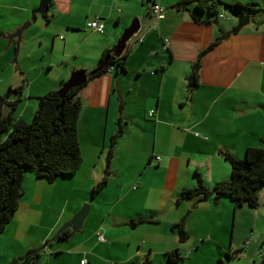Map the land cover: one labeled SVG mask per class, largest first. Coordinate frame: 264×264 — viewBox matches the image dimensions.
Here are the masks:
<instances>
[{
	"label": "crops",
	"instance_id": "crops-1",
	"mask_svg": "<svg viewBox=\"0 0 264 264\" xmlns=\"http://www.w3.org/2000/svg\"><path fill=\"white\" fill-rule=\"evenodd\" d=\"M157 1L164 18L153 26L151 0H51L48 12L35 18L32 11L40 0H0V30L32 21L14 63L15 41L7 45L0 38V96L19 99L12 115L24 121L32 119L39 96L58 89L75 70L95 69L133 19L141 20L139 33L122 53L125 71L111 67L79 91L82 163L77 172L52 182L25 175L18 208L0 234V264L13 259L24 264L32 250L36 264H81L84 258L85 264H129L145 256L156 264V256L174 250L192 260L203 244L224 246L222 238L232 220L237 226L239 210L253 212L255 222L260 213L264 217V187L255 209L234 208L213 196L177 201L183 188L195 185L194 173L209 187L229 179L222 152L241 158L247 147L261 145L264 0H220L255 3L258 9L244 12L251 16L249 23L223 39L222 33L237 24L224 4L218 5L217 17L196 13L199 22L193 18L194 1ZM96 17L105 24L104 33L87 27ZM193 72L198 84L189 89ZM104 177L106 184L91 198ZM168 200L174 204L162 213ZM84 203L90 209L82 231L65 241L67 228L50 241ZM138 217L154 223L131 225ZM179 222L188 232L184 242L173 230Z\"/></svg>",
	"mask_w": 264,
	"mask_h": 264
},
{
	"label": "trees",
	"instance_id": "trees-1",
	"mask_svg": "<svg viewBox=\"0 0 264 264\" xmlns=\"http://www.w3.org/2000/svg\"><path fill=\"white\" fill-rule=\"evenodd\" d=\"M192 1L195 2L193 18L199 22L201 20L196 13L203 12L210 17H217L219 4H224L233 14L258 10L254 7L255 3H222L220 0ZM109 52L110 50L103 52L97 65V67L101 66V69L88 76L87 82L111 67H116L118 71H125V55L116 57ZM106 55L108 59L104 62ZM198 79L196 72L187 78L189 89L198 84ZM65 81L61 82L58 89L38 97L37 108L30 121H24L12 115L19 99L9 101L8 95L0 96V234L18 208L24 177L27 173H33L37 178L52 182L57 177L72 176L82 163L78 133V121L82 109L79 91L87 82L69 88L63 97H60L59 91ZM5 105L10 108L7 114L4 113ZM111 154L110 150L109 158ZM221 154L231 166L229 179L209 187L199 173H194L195 185L191 188H183L177 194V201L185 199L198 201L213 196L215 200L226 198L234 208L244 205L251 209L257 208L260 205L259 193L264 187V136L260 146L247 147L241 158L229 152ZM106 178L104 177L91 190V198L103 188L107 182ZM143 223H154V221L145 217L130 221L133 226ZM173 230L177 231L181 242L187 240L188 232L183 223L174 224ZM227 256L228 258L236 257L235 254H227ZM166 257L168 264H178L183 260L178 250L168 252ZM37 259L38 254L32 250L25 255L24 264H36ZM129 264L153 263L148 256H145L141 263L130 262ZM217 264H225V262L222 258H218Z\"/></svg>",
	"mask_w": 264,
	"mask_h": 264
},
{
	"label": "water",
	"instance_id": "water-1",
	"mask_svg": "<svg viewBox=\"0 0 264 264\" xmlns=\"http://www.w3.org/2000/svg\"><path fill=\"white\" fill-rule=\"evenodd\" d=\"M50 4H51V0H40L39 5L32 11L34 18L36 17L37 14L38 15L46 14L49 10ZM233 16L237 19L236 26L231 31L222 33V35L220 36L221 39L227 37L230 33L237 32L241 27L248 24L251 18L249 14H245V13L233 14ZM213 22L218 23V19L216 18ZM31 23L32 21L28 20L23 24L15 27L10 32H4L0 30V38L6 39L8 41L7 45L15 41V56H14V61H12V63H14L16 60V56L20 49V44L21 42L24 41V35L26 33V30L30 27ZM140 29H141V20L139 17H136L133 19L130 25L123 31L118 42L110 50L109 54L116 57L121 56L126 46L130 42V40L139 33ZM108 55H106V57L104 58V62L108 59ZM100 69L101 66H98L89 72L83 69L75 70L71 72L69 78L65 81L62 88L59 91L60 97H63V95L69 88L80 86L86 83L88 76L95 74ZM173 204L174 201L168 200L161 212L162 213L167 212L169 208L173 206ZM89 209H90L89 204L84 203L81 206V208L76 213H74L72 217L56 231L55 235L52 237V239H50V241H55L57 238H59L62 235V232L67 228H70L71 232L66 236L65 241L73 237L76 233L81 232L82 229L84 228L85 219L89 214ZM185 218H186V214L183 215L182 221H184ZM17 260L18 259H13V261H11L10 264H16Z\"/></svg>",
	"mask_w": 264,
	"mask_h": 264
},
{
	"label": "rangeland",
	"instance_id": "rangeland-1",
	"mask_svg": "<svg viewBox=\"0 0 264 264\" xmlns=\"http://www.w3.org/2000/svg\"><path fill=\"white\" fill-rule=\"evenodd\" d=\"M11 67L13 69V67H15L14 64L11 63ZM2 82H4V75L3 72H0V85H2ZM6 108L7 106L4 107V109ZM241 212V210L237 212V226L234 227V222L232 220L231 228L222 238L224 244L223 247L219 248L218 245L212 243L209 245L203 244L202 248L198 250V254H196L192 260L185 258L178 264H217L218 258H222L225 264H264V261H262L259 257L254 256L253 253L254 249L257 251L260 247L264 250V217H262V214L260 213L257 217V221L255 222V215L253 212L247 213V215L246 212ZM218 249L222 250L219 251ZM227 249L241 250L236 253H231L227 252ZM215 253L216 256H214ZM227 254H235L236 257L228 258ZM183 257H186V255L184 254ZM155 263L168 264V261L166 256H163L162 254L155 257Z\"/></svg>",
	"mask_w": 264,
	"mask_h": 264
},
{
	"label": "built area",
	"instance_id": "built-area-1",
	"mask_svg": "<svg viewBox=\"0 0 264 264\" xmlns=\"http://www.w3.org/2000/svg\"><path fill=\"white\" fill-rule=\"evenodd\" d=\"M150 16L153 19V26H156V23L164 18V7H162V5L157 1V0H152V3L150 5ZM224 14H221L220 17H223ZM152 26V27H153ZM87 27L89 29H91L92 31L98 32V33H104L105 31V24L103 23V21L99 18L96 17L93 20L87 22ZM138 42L142 41V37H139L137 39ZM167 41V39H166ZM149 116L152 117L154 115V110H150L149 111ZM195 135H199V133L195 132ZM206 138V137H205ZM156 160H159V157L155 158ZM99 240H104V237L102 234L98 235ZM256 255L260 258L264 260V250L259 248L256 251ZM81 264H85L86 263V259H82Z\"/></svg>",
	"mask_w": 264,
	"mask_h": 264
}]
</instances>
